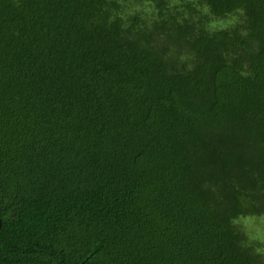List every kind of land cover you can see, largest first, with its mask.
<instances>
[{
    "label": "trees",
    "instance_id": "trees-1",
    "mask_svg": "<svg viewBox=\"0 0 264 264\" xmlns=\"http://www.w3.org/2000/svg\"><path fill=\"white\" fill-rule=\"evenodd\" d=\"M264 0H0V264H264Z\"/></svg>",
    "mask_w": 264,
    "mask_h": 264
},
{
    "label": "rangeland",
    "instance_id": "rangeland-1",
    "mask_svg": "<svg viewBox=\"0 0 264 264\" xmlns=\"http://www.w3.org/2000/svg\"><path fill=\"white\" fill-rule=\"evenodd\" d=\"M250 226L253 227V230L255 232V234L261 238L262 240H264V221L261 220H251L250 222Z\"/></svg>",
    "mask_w": 264,
    "mask_h": 264
}]
</instances>
